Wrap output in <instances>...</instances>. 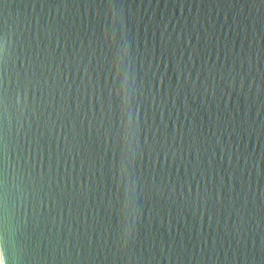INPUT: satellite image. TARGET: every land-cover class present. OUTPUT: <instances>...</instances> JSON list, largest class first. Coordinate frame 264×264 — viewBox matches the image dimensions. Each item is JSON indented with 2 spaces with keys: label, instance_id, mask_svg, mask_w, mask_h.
<instances>
[{
  "label": "water",
  "instance_id": "95a60500",
  "mask_svg": "<svg viewBox=\"0 0 264 264\" xmlns=\"http://www.w3.org/2000/svg\"><path fill=\"white\" fill-rule=\"evenodd\" d=\"M0 264H264V0H0Z\"/></svg>",
  "mask_w": 264,
  "mask_h": 264
},
{
  "label": "snow or ice",
  "instance_id": "6c2138e0",
  "mask_svg": "<svg viewBox=\"0 0 264 264\" xmlns=\"http://www.w3.org/2000/svg\"><path fill=\"white\" fill-rule=\"evenodd\" d=\"M3 259H4V257L0 256V260H3Z\"/></svg>",
  "mask_w": 264,
  "mask_h": 264
}]
</instances>
